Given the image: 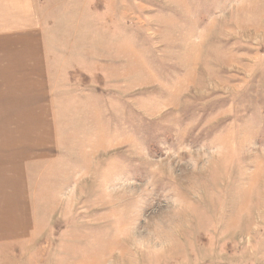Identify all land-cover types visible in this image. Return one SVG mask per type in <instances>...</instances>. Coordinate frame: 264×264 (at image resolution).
<instances>
[{
  "label": "rangeland",
  "instance_id": "374dc122",
  "mask_svg": "<svg viewBox=\"0 0 264 264\" xmlns=\"http://www.w3.org/2000/svg\"><path fill=\"white\" fill-rule=\"evenodd\" d=\"M37 1L58 131L0 125V264H264V0Z\"/></svg>",
  "mask_w": 264,
  "mask_h": 264
},
{
  "label": "crops",
  "instance_id": "0c3cea01",
  "mask_svg": "<svg viewBox=\"0 0 264 264\" xmlns=\"http://www.w3.org/2000/svg\"><path fill=\"white\" fill-rule=\"evenodd\" d=\"M43 10V3L37 0H0V125L13 116L46 117L57 132L59 97L55 95V75L50 67L49 30L41 20ZM80 57L81 71L88 74L89 67L84 65L87 55ZM32 145L29 143V150ZM29 150L25 156L13 157L12 164L17 165L8 168L17 178L22 172L23 181L28 178L23 165L32 162Z\"/></svg>",
  "mask_w": 264,
  "mask_h": 264
}]
</instances>
